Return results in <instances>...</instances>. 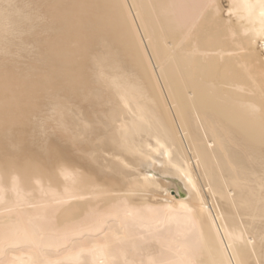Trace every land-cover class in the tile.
<instances>
[{
    "label": "bare ground",
    "instance_id": "6f19581e",
    "mask_svg": "<svg viewBox=\"0 0 264 264\" xmlns=\"http://www.w3.org/2000/svg\"><path fill=\"white\" fill-rule=\"evenodd\" d=\"M0 264H264V0H0Z\"/></svg>",
    "mask_w": 264,
    "mask_h": 264
},
{
    "label": "rangeland",
    "instance_id": "374dc122",
    "mask_svg": "<svg viewBox=\"0 0 264 264\" xmlns=\"http://www.w3.org/2000/svg\"><path fill=\"white\" fill-rule=\"evenodd\" d=\"M196 6H197V2H196ZM110 222L112 223V220H110ZM114 222H115V221H114ZM164 229H165V228H164ZM164 229H163V230H164ZM154 233H155V232H154ZM152 234H153V233H152ZM89 235H90V234H87V235H86V233H85V238H83L84 235L82 234V238H83L82 240H81V238H80V235H78L79 237H78L77 235L72 236L71 239L73 238V239H72L73 241H71V242H74L75 237H76V242H82L84 239L87 240ZM99 235H100V234H99ZM101 235H102V234H101ZM104 235H105V233L103 234V236H104ZM86 236H87V237H86ZM94 236L97 237V238H99V237L101 238V236L98 237V234H97V235H94ZM94 236H93V237H94ZM103 236H102V237H103ZM150 236H151V235H150ZM90 237H92V236L90 235ZM78 238H79V239H78ZM89 239H90V238H89ZM78 240H81V241H78ZM71 242L69 243V245H71ZM74 243H75V242H74ZM69 245H68V246H69Z\"/></svg>",
    "mask_w": 264,
    "mask_h": 264
}]
</instances>
